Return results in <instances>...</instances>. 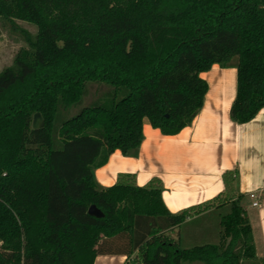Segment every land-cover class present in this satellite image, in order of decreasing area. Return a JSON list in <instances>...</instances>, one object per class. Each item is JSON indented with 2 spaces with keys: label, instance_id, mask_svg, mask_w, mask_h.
<instances>
[{
  "label": "trees",
  "instance_id": "obj_1",
  "mask_svg": "<svg viewBox=\"0 0 264 264\" xmlns=\"http://www.w3.org/2000/svg\"><path fill=\"white\" fill-rule=\"evenodd\" d=\"M0 21L26 44L0 72V264L134 253L135 264H264L234 172L224 194L179 213L157 179L139 187L125 173L107 189L94 176L117 150L140 155L144 120L164 136L190 126L210 86L201 74L235 57L230 116L253 121L264 109V0H0ZM92 84L106 90L85 104ZM226 205L218 244L168 236Z\"/></svg>",
  "mask_w": 264,
  "mask_h": 264
},
{
  "label": "crops",
  "instance_id": "obj_2",
  "mask_svg": "<svg viewBox=\"0 0 264 264\" xmlns=\"http://www.w3.org/2000/svg\"><path fill=\"white\" fill-rule=\"evenodd\" d=\"M238 64V62H237ZM237 64L213 65L201 74L209 86L203 107L193 123L174 136H164L144 120L145 136L137 158L115 151L94 176L100 188L115 185L120 174L135 177L136 185L161 181L162 198L169 211L179 213L203 205L224 194L225 173L234 172L233 193L242 195V206L253 230L256 255L264 258V109L247 124H237L230 110L237 91ZM259 192L260 207H253L249 194ZM230 205L195 215L167 234L183 248L218 244L221 216ZM222 212L220 217L213 213ZM124 254L97 256L94 264H135ZM196 263V262H195ZM188 264V263H187ZM194 264V263H191Z\"/></svg>",
  "mask_w": 264,
  "mask_h": 264
},
{
  "label": "rangeland",
  "instance_id": "obj_3",
  "mask_svg": "<svg viewBox=\"0 0 264 264\" xmlns=\"http://www.w3.org/2000/svg\"><path fill=\"white\" fill-rule=\"evenodd\" d=\"M17 24L20 25L22 28L28 30L32 35H35L37 32L36 27L33 25L20 21H18ZM0 25L2 32V35L0 37V72H1L4 68L12 65V63L14 62L13 61L14 57L16 56L17 52L21 48L25 47L26 44L24 43V41L22 40L21 36L18 33H14L13 31L10 30V26L8 24L5 25L0 21ZM237 62H238V58L235 57L232 60V65L237 64ZM105 90L106 87L104 86L98 87L92 84V86L90 87V95L87 97L85 104L91 103L100 93L104 92ZM221 213L222 212L219 211L216 212L215 214L213 213V215L217 218L220 217ZM195 264H202V263L196 262Z\"/></svg>",
  "mask_w": 264,
  "mask_h": 264
},
{
  "label": "water",
  "instance_id": "obj_4",
  "mask_svg": "<svg viewBox=\"0 0 264 264\" xmlns=\"http://www.w3.org/2000/svg\"><path fill=\"white\" fill-rule=\"evenodd\" d=\"M34 115L35 116H33L32 120V128L34 130L41 129L44 126L43 117L41 113H36ZM88 214L96 218H102L104 216V214L95 205H92L90 208H88Z\"/></svg>",
  "mask_w": 264,
  "mask_h": 264
},
{
  "label": "built area",
  "instance_id": "obj_5",
  "mask_svg": "<svg viewBox=\"0 0 264 264\" xmlns=\"http://www.w3.org/2000/svg\"><path fill=\"white\" fill-rule=\"evenodd\" d=\"M262 194H260L259 192H252L251 194H249V198L252 200V206L253 207H260L261 205V201H262Z\"/></svg>",
  "mask_w": 264,
  "mask_h": 264
}]
</instances>
